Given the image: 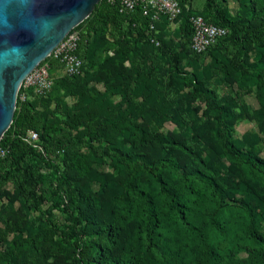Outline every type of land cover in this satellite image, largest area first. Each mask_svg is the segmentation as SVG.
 I'll return each instance as SVG.
<instances>
[{
	"label": "trees",
	"instance_id": "trees-1",
	"mask_svg": "<svg viewBox=\"0 0 264 264\" xmlns=\"http://www.w3.org/2000/svg\"><path fill=\"white\" fill-rule=\"evenodd\" d=\"M186 1L190 3L193 0H183ZM204 1L206 6L198 13L183 8L174 30L162 19L155 24L156 31L148 34L147 20L138 10L124 15L119 12L117 4L100 0L88 18L75 28L79 31L76 54L83 62L82 58L90 50H95L88 38L103 25L113 27L125 46L130 48L135 46L134 41L138 43L136 46L140 47L130 49L142 56L145 55L144 47L161 49L168 46L170 51H174L171 46H184L168 42L166 38L169 35L184 38L187 48L183 53L190 52L195 56L207 53L214 46L218 47L226 39L234 45L233 48L242 50L254 47L264 52V0L252 1L249 8L243 5L247 18L222 11L218 4L222 0ZM255 14L258 15L257 20H254ZM192 15H199L211 24L227 28L228 34L205 52L194 54L189 46L192 35L189 17ZM152 38L159 41V46L151 43ZM45 62L50 64L52 75L61 68L56 60L46 59ZM223 67H229L239 80L243 79V74L258 78L264 76L262 62L245 65L232 58ZM81 75H62L60 87L66 95L76 97L87 90L89 77L87 74L84 78ZM172 75L178 84L188 90L190 100L203 103L212 121L210 138L214 149L228 164V170L206 158L197 149L160 135L125 111H119L113 118L100 122L93 120L90 124V121L87 134H80V141L87 137L91 159L85 154L75 153L65 166V177L73 195L77 197L79 217L84 221V226L68 243L71 264H104V256L108 264H132L106 257L104 245L100 243V240H107L111 247L121 245L120 234L123 231H130L129 237L140 242L148 264H195L199 258L205 260L206 264H222L224 259L216 249L218 240L221 237L230 239L234 246L232 240L238 233H241L239 239H248L257 247V252L264 253V239L257 233L261 216L253 210L252 196L240 181L247 174L264 181V159L257 156L255 151L243 149L233 138L234 115L218 100L213 90L198 81L197 75ZM121 77L122 74L115 72L113 86L116 85L115 80ZM146 90L145 77L136 76L133 95L138 97ZM20 92L12 123L0 140V149L7 150L5 157L0 158V170L11 162L20 163L27 157L34 162L40 161L47 150L62 153L72 143L67 132L51 126L29 100L21 102L18 98ZM28 131L38 134L42 152L23 141ZM143 148L152 150L154 155L144 153ZM94 159H106L115 168L111 179L93 167ZM235 174L238 180L233 177ZM4 183L5 180L0 179V189ZM85 192L93 196L79 198ZM231 194L245 195V200L233 204ZM229 204L234 212L230 211ZM96 210L106 214L108 220L97 229L92 226ZM220 211L224 212L223 226L214 219Z\"/></svg>",
	"mask_w": 264,
	"mask_h": 264
},
{
	"label": "rangeland",
	"instance_id": "rangeland-1",
	"mask_svg": "<svg viewBox=\"0 0 264 264\" xmlns=\"http://www.w3.org/2000/svg\"><path fill=\"white\" fill-rule=\"evenodd\" d=\"M252 1L222 0L218 4L222 11L247 18L243 5L249 8ZM205 6L204 0H193L185 10L198 13ZM257 17L255 14L254 20ZM88 40L95 50H90L82 58L84 69L81 77L87 74L90 80L82 95L74 97L64 93L60 87V71L53 72L54 87L50 92L43 96L33 91L29 93L28 100L35 110L41 112L51 126L65 130L72 143L62 153L47 150L40 161L34 162L27 157L0 170V179L5 180L0 189V264H71L68 243L84 226V221L79 217L77 197L65 177V166L75 153L85 154L91 159L87 137L80 141V134H87L90 121V124L93 120L100 122L125 111L160 135L197 149L228 170V164L214 149L210 138L212 121L203 103L190 100L188 90L178 84L172 74L197 75L198 81L213 90L218 100L234 115L233 138L243 149L255 151L264 159V76L258 78L243 74V79L239 80L229 67H223L232 58L245 65L264 63V52L254 47L233 48L234 45L226 39L218 47L195 56L190 52L183 53L187 48L184 38L169 35L166 38L168 42L184 46H171L174 51H170L168 46L161 49L144 47L145 55L142 56L130 49L140 47L136 46L138 43L134 41L135 46L130 48L125 46L116 30L109 25L99 26ZM117 71L122 77L116 79L113 86ZM138 75L145 77L147 90L135 97L132 89ZM87 119L91 120L86 122ZM142 151L154 155L148 148ZM92 165L98 172L106 173L109 179L115 172L106 159H94ZM233 177L238 180L236 174ZM240 181L252 196L253 210L261 216L257 233L264 239V181L249 174L243 175ZM86 196L92 197L93 194L85 192L79 198ZM230 198L233 204H237L245 200V195L231 194ZM228 206L234 212L233 206ZM90 214L93 216L92 210ZM94 214L92 226L95 229L108 222L106 214L97 210ZM223 215L224 212L220 211L214 217L222 226L225 221ZM129 232H121L122 244L116 247H111L107 240H100L106 257L132 264H148L142 245L131 239ZM240 234L232 240L234 246L230 239L221 237L218 240L216 249L224 259L222 264L264 263V253L257 252V247L248 239H239ZM102 260L104 264L109 263L105 256ZM195 264H206V261L199 258Z\"/></svg>",
	"mask_w": 264,
	"mask_h": 264
},
{
	"label": "water",
	"instance_id": "water-1",
	"mask_svg": "<svg viewBox=\"0 0 264 264\" xmlns=\"http://www.w3.org/2000/svg\"><path fill=\"white\" fill-rule=\"evenodd\" d=\"M100 0H0V140L18 89Z\"/></svg>",
	"mask_w": 264,
	"mask_h": 264
},
{
	"label": "built area",
	"instance_id": "built-area-1",
	"mask_svg": "<svg viewBox=\"0 0 264 264\" xmlns=\"http://www.w3.org/2000/svg\"><path fill=\"white\" fill-rule=\"evenodd\" d=\"M109 4H117L119 12L130 15L137 10L140 15L147 20L146 31L148 34L155 32V24L162 19L168 23V27L174 30L179 21L182 9L188 6L189 1L183 0H107ZM192 28L190 39V49L194 54H201L209 47L213 46L218 40L228 34V29L211 24L199 15L189 17ZM151 43L159 46V41L152 38ZM79 43V31L72 29L66 37L56 46L52 53L46 58L59 62L60 72L64 76L74 77L81 75L83 62L76 54ZM42 61L36 66L22 81L18 93L21 102L29 99V93L33 91L39 96H43L51 91L54 83L53 75L50 73V64ZM18 96V95H17ZM23 141L32 148L43 151L40 139L34 131H28L22 138ZM7 150L0 149V158L5 157Z\"/></svg>",
	"mask_w": 264,
	"mask_h": 264
}]
</instances>
